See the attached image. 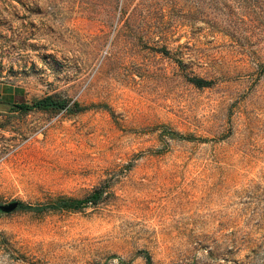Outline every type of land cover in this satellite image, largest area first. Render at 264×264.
<instances>
[{
  "label": "rangeland",
  "instance_id": "374dc122",
  "mask_svg": "<svg viewBox=\"0 0 264 264\" xmlns=\"http://www.w3.org/2000/svg\"><path fill=\"white\" fill-rule=\"evenodd\" d=\"M100 189L0 264H264V0H0V205Z\"/></svg>",
  "mask_w": 264,
  "mask_h": 264
},
{
  "label": "trees",
  "instance_id": "16d2710c",
  "mask_svg": "<svg viewBox=\"0 0 264 264\" xmlns=\"http://www.w3.org/2000/svg\"><path fill=\"white\" fill-rule=\"evenodd\" d=\"M218 1V0H216ZM190 83L194 85V87L197 88H205L209 87L211 85V81L204 80L202 78L198 77H191L189 79ZM74 108L78 109L79 111L85 110L86 108H80L78 104L74 103ZM14 108L20 110L23 113H28L34 110L37 111H55L60 112L63 110L68 109L67 101L66 99L54 96V95H48L43 98H40L38 100L33 101L30 104H21L18 106H15ZM175 134V133H172ZM104 193V189H100L99 191H95L93 194H91L86 199H70V198H59L54 203L48 206H31V205H25L23 203H19V206L17 209L20 210H29L34 212H44L48 210H54V211H78V209L84 208V206L90 204V205H97L102 197V194ZM144 257L147 261H149L148 254H144Z\"/></svg>",
  "mask_w": 264,
  "mask_h": 264
},
{
  "label": "water",
  "instance_id": "95a60500",
  "mask_svg": "<svg viewBox=\"0 0 264 264\" xmlns=\"http://www.w3.org/2000/svg\"><path fill=\"white\" fill-rule=\"evenodd\" d=\"M19 203L17 201L10 202L8 204L0 205V212L5 214L12 213L18 208Z\"/></svg>",
  "mask_w": 264,
  "mask_h": 264
}]
</instances>
